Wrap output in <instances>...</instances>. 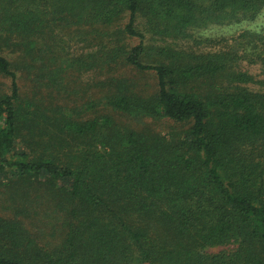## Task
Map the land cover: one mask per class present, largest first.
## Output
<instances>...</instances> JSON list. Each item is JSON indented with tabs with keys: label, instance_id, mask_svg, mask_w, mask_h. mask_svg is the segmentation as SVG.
<instances>
[{
	"label": "trees",
	"instance_id": "1",
	"mask_svg": "<svg viewBox=\"0 0 264 264\" xmlns=\"http://www.w3.org/2000/svg\"><path fill=\"white\" fill-rule=\"evenodd\" d=\"M263 8L264 0H0V49L13 56L0 53L9 79L0 93V264H264V88L252 86L264 81L239 66H264V31L197 52L145 44L137 27L141 18L152 35L185 39L193 27ZM126 14L106 35L111 45L64 54L60 32L95 34ZM123 66L152 75L153 89L116 74ZM16 71L30 92H20ZM90 71L99 77L75 105L78 89L64 80ZM147 119L179 127L159 132Z\"/></svg>",
	"mask_w": 264,
	"mask_h": 264
},
{
	"label": "rangeland",
	"instance_id": "2",
	"mask_svg": "<svg viewBox=\"0 0 264 264\" xmlns=\"http://www.w3.org/2000/svg\"><path fill=\"white\" fill-rule=\"evenodd\" d=\"M127 21V14L123 15L119 21L110 25L109 27H96L97 30L95 34L91 32L93 28H78L76 30H69L68 33L61 35V32L58 37L62 38V48L64 49V54L66 56H78L85 55L93 52L99 46L98 44L104 43L109 45L110 40H108L107 34L110 35L112 32L117 31L118 28L122 27ZM138 29L144 33L143 42L150 45H159L164 46L168 45L175 49H185L193 51H218L224 49L228 44H231L234 39L238 37L243 31H251L261 33L264 31V8L251 19H243L239 22L225 23V24H209L204 27H193L190 29V36L182 39H171L169 37H161L158 35H152L144 29V22L141 18L137 20ZM102 32L100 36L96 33ZM94 35H97L95 38ZM139 42L137 38H125L124 43L128 46L136 45ZM112 43H110L111 45ZM0 53L5 55L9 59H13L12 54H10L7 49H0ZM151 60V58H150ZM239 66L242 70H246L250 75H252L257 81H264V66L261 64L248 63L246 61H241ZM17 72L18 84L20 87V92H30L29 90V81L25 75ZM116 74H120L129 78H136L139 83H141L146 89H153L155 79L152 75H139L137 72L133 71L129 67H120L116 69ZM96 71H90L83 75L76 76L72 75L68 79L64 80L67 83L69 88L78 89V92L72 94L70 99L75 105L85 102V99L88 94L87 83L93 82L98 78ZM254 88H264V84H253ZM0 93H9V79L5 76L0 75ZM114 116L126 124H130L133 128H138V123L131 121L129 118L114 114ZM154 130L159 132L167 131L171 126L179 127L172 122L167 120L152 121L146 120ZM22 150L20 144L15 145V151ZM234 248V245H224L209 248L210 253H217L220 251H230Z\"/></svg>",
	"mask_w": 264,
	"mask_h": 264
}]
</instances>
